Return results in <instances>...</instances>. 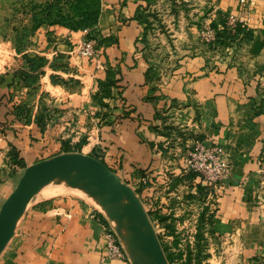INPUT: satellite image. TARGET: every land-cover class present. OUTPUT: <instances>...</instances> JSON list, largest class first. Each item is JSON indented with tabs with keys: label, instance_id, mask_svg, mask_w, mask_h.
<instances>
[{
	"label": "crops",
	"instance_id": "0c3cea01",
	"mask_svg": "<svg viewBox=\"0 0 264 264\" xmlns=\"http://www.w3.org/2000/svg\"><path fill=\"white\" fill-rule=\"evenodd\" d=\"M161 1L170 9L171 23L182 18L191 24H186L190 41L181 42V52L173 49L169 54L165 46L149 39L155 34L149 11ZM101 2V32L111 40L96 49L93 59L76 56L73 45L77 35L78 42L84 39L82 32L64 28L53 30L56 41L50 47L42 28L20 51L8 42L0 43V167L9 150L25 167L63 152H80L102 157L121 181L145 192L140 177L156 183L178 177L185 147L176 143L178 151L171 156L173 140L178 139L172 133L187 129L195 133L197 142L221 145L222 158L230 166L221 195L212 201V229L234 251L239 264H264V0ZM171 3L195 11L191 16L181 9L175 13ZM146 4L151 25L145 35L144 24L134 15L137 7ZM219 13L236 16L252 31L251 39L234 49L200 42L190 20L207 21ZM162 27L168 32L165 22ZM165 36L173 41L170 32ZM24 54L44 56L48 63L62 54L71 67V72L43 67L36 87L49 95L44 122L39 120L42 105L27 95L29 88L9 85L13 72L26 68ZM108 67L117 68L118 81L111 96L103 99L108 104L103 109L91 94ZM55 72L79 80V90L67 92L51 83ZM21 102H29L27 118L14 113ZM255 102L262 103L257 114ZM8 187V180H0V197ZM53 203L28 212L0 264H123L118 259L101 261V224L90 217L98 214L92 200L73 196Z\"/></svg>",
	"mask_w": 264,
	"mask_h": 264
},
{
	"label": "rangeland",
	"instance_id": "374dc122",
	"mask_svg": "<svg viewBox=\"0 0 264 264\" xmlns=\"http://www.w3.org/2000/svg\"><path fill=\"white\" fill-rule=\"evenodd\" d=\"M50 4L51 6L47 9V5ZM172 5L173 3H171V6ZM178 6H172L171 9L175 10V13L181 9L182 13L189 12L190 16L195 11L194 9L192 10L191 7L185 5L183 7ZM45 8L50 13L49 20L46 21L54 23L44 24L38 28L44 30L43 34L45 35L47 46L50 47V45H52L51 43L56 41V39H53V36L55 37L53 33L57 28H64L71 33L81 32L80 28L73 26V21L76 20L83 11L90 9H95L99 13L94 28V34L98 36L96 39V49L101 45V43L99 45V42L101 41L100 38L103 36V33L101 32L100 22L104 10L101 0H0V43L8 42L13 49L18 51L24 45L29 46L32 43V38L36 32V30L30 32V26L32 23L31 18L34 15H37L38 18H42L44 15L43 10ZM168 10L170 9H168L164 1H161L154 4L152 10L149 11L152 15V21H154L153 28L155 29V34L153 35L151 33L149 39L154 45L158 43V45L162 44L163 47L165 46V49L170 54L173 49L178 52L183 51L181 42L184 40L190 41V39L188 30H186V21L180 18L178 22L176 21L177 25L173 22L171 23V18L167 16L169 15ZM159 14L160 17H158ZM190 21L193 24V27L198 30V34L199 30L206 22L197 21L196 18L193 20L191 19ZM162 22H165L166 26H168L169 29H166L168 32H165V28L162 29ZM187 25H191L189 21ZM169 32L171 34L170 38H173V41H171V39L170 41H167L165 35ZM76 38V42L73 45L75 47L78 46L79 43L78 35ZM198 38L200 42L206 45L199 36ZM188 52L190 53V51ZM76 56L79 57L78 54H76ZM171 57L174 58L175 56L171 55ZM52 63L55 68L59 69V71L71 72V67L68 64L67 56L65 55L57 54ZM57 74L58 73L56 72L51 73V75ZM58 75L65 81L62 84H56L61 85V87L65 88L67 92H76L79 90L80 82L76 78L69 76L64 77L60 74ZM57 81L59 80L57 79ZM91 95L92 97H98V93L96 94V92H93ZM31 97L37 98L38 103L44 105L49 95L45 91L37 89L32 93ZM193 134L195 133L188 131L187 129H174L172 138L176 136L178 139L175 138V140H173L174 147H171L172 151H169L171 152V156H174V152L178 151L175 147V145H177L176 143L185 147V151L192 150L196 143V136ZM184 144L187 145L184 146ZM4 155L3 163L5 165L0 167V172L3 174L0 175V180H8V182H10V187H8V190L0 197V206L4 199L9 195L8 192L12 191L16 186L18 179L25 168L23 162L21 163V161H17V156L12 154L11 150L8 151V154L5 153ZM179 157H181V155H179ZM171 162H174L175 165L178 163V159L175 158V160H171ZM179 167L180 171L178 177H172L173 180L170 178L165 182L159 183L150 180L145 184H142V188L146 189L145 192H140V189L134 190L144 205L168 263L239 264L234 257V251L222 243L220 235L211 227L213 207L210 205V202L207 203V192L202 197L201 190L198 187L199 184L194 181L196 175L193 178H189L186 173H183L182 164ZM73 196L88 198V200L90 199L82 192L77 191L72 187L55 182H52L41 189L28 203L23 215L20 217L16 225L14 235L10 238L4 250L9 247L25 216L31 209L38 206L43 208L51 206L54 204V201L71 198ZM96 208L98 209V206H96ZM203 211L205 213L202 218L201 214ZM119 261L123 262V264H131L126 251L123 258L119 259Z\"/></svg>",
	"mask_w": 264,
	"mask_h": 264
},
{
	"label": "water",
	"instance_id": "95a60500",
	"mask_svg": "<svg viewBox=\"0 0 264 264\" xmlns=\"http://www.w3.org/2000/svg\"><path fill=\"white\" fill-rule=\"evenodd\" d=\"M55 182L89 197L113 225L131 264H169L140 197L97 158L63 152L27 165L0 206V255L28 203Z\"/></svg>",
	"mask_w": 264,
	"mask_h": 264
},
{
	"label": "trees",
	"instance_id": "16d2710c",
	"mask_svg": "<svg viewBox=\"0 0 264 264\" xmlns=\"http://www.w3.org/2000/svg\"><path fill=\"white\" fill-rule=\"evenodd\" d=\"M151 0H147V4ZM147 4L145 6H139L136 9V13L134 15V18L137 19L140 23L144 24L145 30L144 34L146 35L147 30L150 28L151 22L147 19V13L144 11L147 9ZM51 6L47 5L48 7ZM141 7V8H140ZM43 17L38 18L37 15L32 16L31 18V26H30V32L37 30L41 25L44 24H54L49 20L50 13L46 10V8L43 10ZM98 12L95 9L85 10L83 11L76 20H74V27L82 29H88L89 32L86 35V38H95L97 39L98 36L94 34V28L95 24L98 20ZM225 14L219 13L218 16L215 19H212L211 21V27L213 28L215 32V39L212 42L206 43V46L212 48V47H220V48H237L241 43L251 39L252 37V31L249 30L244 24L237 23L234 27H230L226 24L225 21ZM26 29V28H25ZM100 43H106L109 40H111V36L104 37L102 36ZM145 39V38H144ZM99 41V40H98ZM25 45L20 48V50L24 49ZM19 49V48H17ZM19 50V51H20ZM23 60L26 64V68L24 69H17L12 74V81L9 82V85H18V83H21L25 87L29 88V91L27 92L28 96H31L34 91L37 90L36 84L41 74L44 73L43 67L48 65L54 70H59L54 67L52 61L48 63V60L44 56L40 55H34V56H28L26 54L23 55ZM54 60V59H53ZM118 73L117 68L108 67L106 71V77L104 80H98L97 81V90L95 91L96 94L98 93V97L94 96L92 97L97 104H99L101 107L108 108V104L103 101L104 98L111 96V88L116 87V82L118 81V78L116 77V74ZM56 78V79H55ZM57 79L59 81H57ZM72 80V78H71ZM50 81L53 84L60 83L62 84L65 80L60 78V76L57 75H50ZM79 81V80H78ZM77 81V82H78ZM80 82V81H79ZM78 82V83H79ZM29 102H21L14 106V113L17 116V118H27L26 115L30 113V107L28 106ZM254 106H256L258 109H254V113L257 114L262 111V103L255 102ZM42 112L40 113L39 120L41 122H44L46 116L49 114V111L47 110V107L45 105H42ZM43 114L45 117H43ZM104 114V113H103ZM202 139V138H201ZM203 140V139H202ZM84 141V140H81ZM12 151V150H11ZM12 154L17 156L14 151H12ZM98 159V156H93ZM101 162H103L100 159ZM189 178H193L196 174L194 172H189L186 174ZM199 189L201 190L202 197L207 192L206 188L199 184ZM204 211L201 214V217H204Z\"/></svg>",
	"mask_w": 264,
	"mask_h": 264
},
{
	"label": "built area",
	"instance_id": "2783aa9c",
	"mask_svg": "<svg viewBox=\"0 0 264 264\" xmlns=\"http://www.w3.org/2000/svg\"><path fill=\"white\" fill-rule=\"evenodd\" d=\"M211 12L213 9H210ZM212 17L205 22V25L199 30V37L203 42H212L215 39V32L211 27ZM226 24L234 27L241 21L234 15L225 16ZM83 36L77 46V54L85 59H93L96 51V39L86 38L88 29L81 30ZM222 146L216 142L199 140L196 141L192 150H187L182 156V171L183 173L194 172L196 177L194 181L202 185L207 190V198L210 199V205L213 206V200L219 197L224 189V182L230 175V166L222 158ZM102 157H98V160ZM150 181L147 177H140L138 182L145 184ZM100 212V213H99ZM99 220L102 231V250L101 261L107 259H121L125 251L123 245L114 230L113 225L107 220L103 212L98 208V214H90Z\"/></svg>",
	"mask_w": 264,
	"mask_h": 264
}]
</instances>
